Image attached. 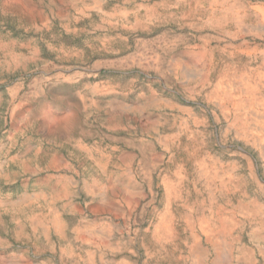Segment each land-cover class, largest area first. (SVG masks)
Wrapping results in <instances>:
<instances>
[{
  "label": "rangeland",
  "instance_id": "374dc122",
  "mask_svg": "<svg viewBox=\"0 0 264 264\" xmlns=\"http://www.w3.org/2000/svg\"><path fill=\"white\" fill-rule=\"evenodd\" d=\"M0 264H264V0H0Z\"/></svg>",
  "mask_w": 264,
  "mask_h": 264
},
{
  "label": "bare ground",
  "instance_id": "6f19581e",
  "mask_svg": "<svg viewBox=\"0 0 264 264\" xmlns=\"http://www.w3.org/2000/svg\"><path fill=\"white\" fill-rule=\"evenodd\" d=\"M254 6V5H253ZM247 26V25H246ZM249 27V26H248ZM246 85V83H245ZM222 93H224L223 95L224 96H228L230 97V94H229V86H227V88H222L220 89ZM208 226H210V224L207 222L206 219H203L201 222H200V228L203 232H206L207 229H208Z\"/></svg>",
  "mask_w": 264,
  "mask_h": 264
}]
</instances>
